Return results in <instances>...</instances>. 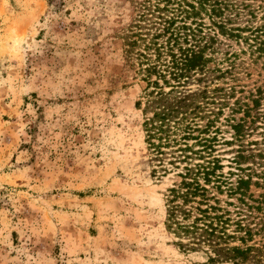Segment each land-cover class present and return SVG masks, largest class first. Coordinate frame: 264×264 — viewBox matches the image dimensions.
<instances>
[{
  "label": "rangeland",
  "instance_id": "1",
  "mask_svg": "<svg viewBox=\"0 0 264 264\" xmlns=\"http://www.w3.org/2000/svg\"><path fill=\"white\" fill-rule=\"evenodd\" d=\"M205 1L0 0V264H264V0Z\"/></svg>",
  "mask_w": 264,
  "mask_h": 264
},
{
  "label": "trees",
  "instance_id": "2",
  "mask_svg": "<svg viewBox=\"0 0 264 264\" xmlns=\"http://www.w3.org/2000/svg\"><path fill=\"white\" fill-rule=\"evenodd\" d=\"M167 3L164 5V7L162 9H167L168 5L171 2V0H166ZM202 3L206 2L205 0H201ZM159 11V10H158ZM161 12V11H160ZM170 25L174 24L175 21L171 20ZM169 25V26H170ZM184 29H191L190 27L184 26ZM222 33H226V29L224 25L220 26ZM169 29V28H168ZM173 32L171 33L170 37L168 38L169 40L172 38L173 36ZM189 36H191V34H189ZM235 36H240V35H235ZM177 35L171 40L173 41V44L168 43V45L166 46V48L169 50V54L171 56L172 59V66L173 67H177L178 70H181L182 72L178 75L175 73V78L178 77H182L183 74V70H196V69H203L209 62L210 59H208V57H206L205 55V48H201L199 47L198 50H195L194 48H192V46L190 45L189 47H187L185 44L187 43V37L184 38L185 42L183 43H179L178 40L176 39ZM154 45L159 44V46H157L155 48V53L157 55L158 61H160L161 55H162V50L161 47L164 48V46L160 43H153ZM264 44V42H263ZM178 47L179 50V56L175 53L174 48ZM260 49L264 50V47H260ZM142 56L145 57V55L142 54ZM147 60L150 61V59L147 58ZM157 63L156 62H151V64L148 62V70L154 71V72H158L157 71ZM166 115H154L152 118H150L149 120H147L145 123L147 125H151V127L153 126V124L155 122H160V125L157 127L158 130L162 129V132L166 133L169 130V127H167L168 125L165 123L166 120ZM165 127H167L166 129H164ZM242 125L235 127L237 132H241L242 130ZM171 129V128H170ZM151 129H149L150 131ZM149 137H151V135H149ZM214 139V137H211V139L209 140L210 143L212 142V140ZM166 140V139H165ZM172 141H174V139H169L167 142L164 141V139L161 137H159V143L158 144H153L154 147L161 149L164 145H169ZM177 141V140H176ZM150 142V141H149ZM152 144V143H151ZM211 145V144H210ZM186 146L188 147V145L186 144ZM205 148V147H204ZM211 148V147H210ZM182 150V149H181ZM160 152V150H158ZM163 154V151H162ZM200 168L197 169V172H200L201 168H202V174H203V180L205 181L204 184H202L201 182H199V179H193L192 181H185L184 182V189H176V187L171 189V192H173L174 197L179 196V197H183L184 202H190L192 200H194L195 198H200V202H202L203 200H206L207 198H205V192L208 191V189L206 188V185H209L212 182V176L215 174V171L217 169H219V165L217 164L216 161L213 162V164L211 165V162H209V166H205L203 164L199 165ZM250 181L244 180V178H241L240 181L238 182V185L241 184H245V185H249ZM199 202V203H200ZM203 204V203H202ZM184 205L180 206L179 204H176L172 207L171 212H169V224L172 226V224H177L179 226H183L186 229V232L188 233H192L193 229H198V228H202L200 227L198 224L201 220H203V217H208L209 223L207 224L206 222H203L205 226H207V229H211L213 232L214 230H216L215 226H214V222L213 219L215 218L212 215H208V208L206 207L205 209H202L201 207L199 208L200 210V214L201 217L196 216L195 219L193 220L192 224H181L180 221L177 220V214L176 211H180L182 213L185 214V217L187 218L190 210L186 209ZM217 219V217H216ZM206 223V224H205ZM193 228V229H192ZM192 229V230H191ZM209 231V230H208ZM212 257H210L211 259Z\"/></svg>",
  "mask_w": 264,
  "mask_h": 264
}]
</instances>
